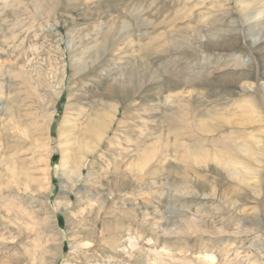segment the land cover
<instances>
[{
	"label": "rangeland",
	"instance_id": "rangeland-1",
	"mask_svg": "<svg viewBox=\"0 0 264 264\" xmlns=\"http://www.w3.org/2000/svg\"><path fill=\"white\" fill-rule=\"evenodd\" d=\"M263 3L0 0V264H264L262 164L214 158L264 129ZM145 62L152 81L111 91ZM179 75L205 79L169 89ZM95 110L113 126L72 173Z\"/></svg>",
	"mask_w": 264,
	"mask_h": 264
},
{
	"label": "bare ground",
	"instance_id": "bare-ground-1",
	"mask_svg": "<svg viewBox=\"0 0 264 264\" xmlns=\"http://www.w3.org/2000/svg\"><path fill=\"white\" fill-rule=\"evenodd\" d=\"M243 3L245 0H242ZM259 1H262V3L264 2V0H259ZM241 2V1H240ZM263 6L259 7L258 9V12H257V15L259 16H263L264 18V3L262 4ZM245 6V5H244ZM250 6V5H249ZM242 9V8H241ZM248 10V9H247ZM245 13V12H244ZM246 14V13H245ZM190 18L193 19V15L191 16V13H190ZM246 18V17H245ZM254 19V18H253ZM252 19V20H253ZM260 19V18H259ZM180 30L182 31V33H187L189 31H193L195 32L196 31V27H194L193 23L191 20H188L186 22H184L183 25L180 26ZM199 30V29H197ZM196 35V34H195ZM167 36V35H166ZM170 36V35H169ZM174 35H171V37H173ZM158 38L160 37L159 34L157 36ZM156 38V37H155ZM165 38V37H164ZM184 39H188L189 41L190 38L187 37L186 35L183 36ZM161 39V38H160ZM232 42L229 43V41H222L224 44H234V46L237 44L236 40V36L233 35V37L229 38ZM220 41V40H219ZM192 43V42H191ZM188 46L190 44H187ZM206 46V45H205ZM232 46V45H231ZM238 46V45H237ZM235 46V47H237ZM207 48H210L209 46H207ZM234 48V47H233ZM157 49V47L155 48ZM181 50V49H180ZM190 50L189 49H186L185 51V54H190V53H193V51L189 52ZM258 53V52H257ZM157 72L158 70L157 69H154L152 66H150L149 63L145 62L143 65H138V66H134L133 68L130 69V71L128 72V76L131 78L130 80L133 79H138V83H131V85L129 87H126L127 90L124 91L122 88H124L126 85L125 84H122L121 87H115L114 85H110V88H111V91L116 94L117 96L118 95H121L123 94L124 97H126L128 95V98H130L134 93L135 91H138L140 89V86L144 83V84H147V82H150L152 81L156 76H157ZM195 74V73H194ZM199 74V73H198ZM208 74V73H207ZM205 74V75H207ZM184 76V74H183ZM241 76V75H240ZM201 76L199 75H186V78L185 80L180 78V75L179 76H174V77H171L169 78L168 80H166L165 82L167 83V86L168 88H177V87H180L182 86V82L184 83H194L196 81L197 78H199ZM216 78V77H215ZM200 79V78H199ZM205 78L201 77L200 80H204ZM236 79V78H235ZM210 80V79H209ZM229 80V79H228ZM233 80V79H232ZM231 80V81H232ZM129 81V80H128ZM133 81V80H132ZM206 81V80H205ZM226 82V81H225ZM202 83V81H201ZM211 83V82H210ZM217 83V82H216ZM233 83V82H232ZM130 84V83H129ZM214 84V83H213ZM220 84V83H219ZM128 86V85H127ZM121 93V94H120ZM189 97V96H188ZM125 99V98H124ZM179 99V98H178ZM180 100V99H179ZM182 103V102H181ZM182 105L183 104H179L178 107H176V110L170 112L168 115H167V120L165 122H168V125L171 129L170 133H173L175 138L178 139V134H177V130L173 127L174 124H176L179 120H182V118H184V116L182 115L183 113H181L182 111ZM119 107V106H118ZM188 107V106H187ZM106 109V108H105ZM193 109V108H192ZM185 110L184 108V111H186L187 115L191 118L192 116L194 117V110ZM96 111V110H95ZM202 113V112H201ZM52 119L55 118L54 115L51 117ZM51 119V120H52ZM73 122V121H72ZM113 123H114V119L113 117H110L108 116V114H106V112H98V110L96 111V117L95 118H91L90 120V123H89V126L87 127V133L85 132V134L83 133L81 136H78L76 137L77 141H79V145H80V150L82 152V156H81V160H77V161H74V166H73V169L71 170L72 173H78V174H82L84 172V163L86 161H84L86 159V157L89 156L90 153L94 152V150L96 149V147L94 146V149L92 147H90V143L92 144V141L98 143V142H101L104 140V138L108 135L110 129L112 128L113 126ZM191 126L195 127V123L194 122H191L190 123ZM180 125V124H179ZM181 127V125H180ZM225 127V126H224ZM200 128L204 131V132H207V131H213L214 129L213 128H210L209 126H207L206 124H201ZM85 131V130H84ZM151 132H148L146 135L147 137H149L148 135H150ZM150 138V137H149ZM22 140V139H21ZM194 140V139H193ZM191 140V141H193ZM208 140V139H207ZM91 141V142H90ZM222 141V140H221ZM238 141V140H237ZM195 142V141H194ZM219 142V141H218ZM196 143V142H195ZM228 143V142H227ZM213 144V143H212ZM223 144V143H222ZM221 144V145H222ZM236 142L233 143H229L228 147L227 148H224V149H220V150H215V159L218 160H224L226 162V164H229V165H233L234 164H237V159L235 158L236 156L234 157H230L228 159H225V158H221L220 159V156L219 153L220 152H223L224 150H228V151H231L234 155H238V156H242L243 154L245 155L244 157L245 158H255L254 155H257L258 158H255V159H258V162H260V164H262V167L260 168V171L258 172V180L259 182L262 181L263 179V176H264V129L257 135L256 139H255V142L251 143V142H246V143H241V144H238ZM197 145V144H196ZM201 145V144H200ZM206 145V144H205ZM23 146V145H22ZM93 146V145H92ZM212 146V145H211ZM216 146V145H215ZM214 146V147H215ZM255 146V147H254ZM18 148V147H17ZM35 148V147H34ZM33 148V149H34ZM179 148V147H178ZM196 148V147H195ZM180 149V148H179ZM215 149V148H214ZM18 150V149H17ZM189 150V149H188ZM29 150L28 149H25V152H28ZM145 151V150H144ZM209 151V150H207ZM23 152V153H25ZM16 153V152H15ZM14 153V154H15ZM197 153L198 154H195V157L194 159L195 160H198L200 156L203 157V155H207L206 151L203 150L202 148L198 147L197 148ZM22 154V152L20 153ZM36 154V153H35ZM224 154V153H223ZM13 155V154H12ZM18 155V154H16ZM140 155V154H139ZM93 156V155H92ZM186 156V155H185ZM5 157V156H4ZM140 157V156H139ZM206 157V156H205ZM224 157V156H223ZM186 158V157H185ZM32 159V158H31ZM30 159V160H31ZM142 159V158H141ZM35 160V159H34ZM187 160V159H185ZM203 160V158H202ZM141 161V160H140ZM208 161V159H207ZM196 162H199L196 161ZM215 162V161H214ZM2 163H6V162H3ZM22 163V162H21ZM33 163V162H32ZM31 163V164H32ZM207 162H205L206 164ZM30 164V165H31ZM38 164V163H37ZM141 164V163H140ZM225 164V163H224ZM10 165V164H9ZM249 165V164H248ZM239 166V165H238ZM236 165H234V169H235V172L238 173V174H242V173H250V168L249 166H244L243 168H240L242 165H240V167H238ZM2 167V165H1ZM7 167V166H6ZM224 167V166H223ZM41 168V166H40ZM227 168V166H226ZM4 169V168H3ZM225 169V168H224ZM27 170V169H26ZM233 170V169H232ZM231 170V172H233ZM24 171V170H23ZM37 171V170H36ZM41 171V170H40ZM230 172V173H231ZM8 174V172H7ZM27 174H28V179L30 181L32 180H36V184L38 185V178L36 177V175L34 173H30L27 171ZM256 174V173H255ZM244 176V175H243ZM1 178V177H0ZM53 178V177H52ZM51 179V178H50ZM77 179V176H74V175H68L67 176V180H71V181H74ZM255 180V179H254ZM31 186V184H29ZM9 186H10V183H9ZM12 186V185H11ZM67 205V204H66ZM48 252V251H47ZM50 252V251H49ZM160 256V255H159ZM182 260V259H181ZM185 262V261H184ZM186 263V262H185ZM194 264V263H193Z\"/></svg>",
	"mask_w": 264,
	"mask_h": 264
}]
</instances>
